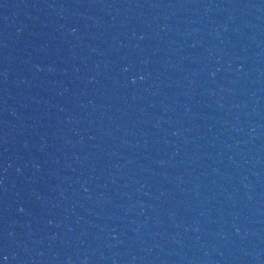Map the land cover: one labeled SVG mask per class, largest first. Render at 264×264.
I'll list each match as a JSON object with an SVG mask.
<instances>
[{"label": "water", "instance_id": "obj_1", "mask_svg": "<svg viewBox=\"0 0 264 264\" xmlns=\"http://www.w3.org/2000/svg\"><path fill=\"white\" fill-rule=\"evenodd\" d=\"M162 264H264V0H215Z\"/></svg>", "mask_w": 264, "mask_h": 264}]
</instances>
